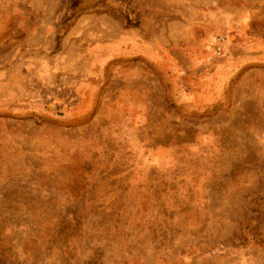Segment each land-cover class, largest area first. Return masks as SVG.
I'll return each instance as SVG.
<instances>
[{
	"label": "rangeland",
	"instance_id": "1",
	"mask_svg": "<svg viewBox=\"0 0 264 264\" xmlns=\"http://www.w3.org/2000/svg\"><path fill=\"white\" fill-rule=\"evenodd\" d=\"M0 264H264V0H0Z\"/></svg>",
	"mask_w": 264,
	"mask_h": 264
},
{
	"label": "built area",
	"instance_id": "2",
	"mask_svg": "<svg viewBox=\"0 0 264 264\" xmlns=\"http://www.w3.org/2000/svg\"><path fill=\"white\" fill-rule=\"evenodd\" d=\"M224 43H225V38L224 36H220L217 40V43H216V49L221 52L222 51V48L224 46Z\"/></svg>",
	"mask_w": 264,
	"mask_h": 264
}]
</instances>
